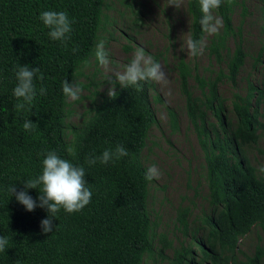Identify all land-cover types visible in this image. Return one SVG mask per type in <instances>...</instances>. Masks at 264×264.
Returning <instances> with one entry per match:
<instances>
[{
  "label": "trees",
  "instance_id": "trees-1",
  "mask_svg": "<svg viewBox=\"0 0 264 264\" xmlns=\"http://www.w3.org/2000/svg\"><path fill=\"white\" fill-rule=\"evenodd\" d=\"M234 3L220 0L210 9V16L222 21V26L210 31L200 23L199 0L186 1L189 38L202 41L217 65L214 77L204 78L183 55L177 61L189 118L199 130L212 209L202 216L203 239L195 242L200 259L191 247L183 246L175 251L176 264H264L263 244L257 243L250 254L240 247L253 230L259 238L264 236V167L249 156L250 147L264 132V83L248 81L244 90L239 85L248 52L239 38L230 45L231 37L237 36ZM48 8L64 10L74 20L63 44L51 40L38 20V13ZM108 8V0H0V234L10 239V246L0 252V264H145L156 260L155 255L162 264L167 258L164 252L171 241L161 234L162 246L154 243L156 222L149 208L154 179H144L143 153L158 122L152 95L163 103L155 81L127 88L119 85L115 96L101 95L80 125L67 122L71 111L61 83L84 75V71L74 74L73 69L81 60L93 58L94 44L108 23ZM262 50L254 66L261 63ZM18 63L37 66L42 79L34 77V83L37 89L41 85L46 89L24 110L14 107L17 100L11 94ZM191 78L198 83L200 95H194ZM223 81L232 88L229 113L219 93ZM208 110L217 121L209 129L205 127ZM172 117L176 122L173 113ZM25 119L35 123L30 132L22 128ZM73 138L76 151L68 156L64 149ZM117 144L127 149V156L106 165L85 163L90 155ZM44 149L84 165L92 191L90 202L80 211L60 209L48 233L39 226L47 216L44 209L26 211L14 195L7 194L11 185L19 191L23 179L39 174L42 157L37 153ZM27 191L33 199L39 194L37 189ZM188 214L184 209L179 216L184 232L190 224Z\"/></svg>",
  "mask_w": 264,
  "mask_h": 264
},
{
  "label": "rangeland",
  "instance_id": "rangeland-1",
  "mask_svg": "<svg viewBox=\"0 0 264 264\" xmlns=\"http://www.w3.org/2000/svg\"><path fill=\"white\" fill-rule=\"evenodd\" d=\"M186 1L179 0V7H174L168 5L169 0H108V23L101 35L105 39L110 63L105 68L98 66L94 57L90 60L89 66L83 70L84 75L75 80L82 88L80 99H68L67 107L71 111L67 122L80 125L93 104L112 87L110 81L105 80L106 74L122 68L138 48L144 49L146 55L160 63L165 78L155 83L163 103L156 101L152 95L158 122L150 132L143 155L144 163L147 166L155 164L161 173L152 184L149 208L151 218L156 222L155 246H162L159 241L161 234L171 241V248L165 250L167 258L162 264H176L175 251L183 246L191 247L196 260L200 259L195 242L203 239L202 216L212 209L207 199L199 130L189 118L177 61L183 55L192 67L197 66L199 75L204 78H213L217 65L205 48L197 57L188 53L185 42L189 38L190 20ZM232 22L237 36L231 37L230 45L239 38L248 52L239 78V85L244 90L248 81L257 85L264 83V0H235ZM220 26L221 18L214 15L210 27L216 30ZM262 47L261 63L254 66ZM190 85L194 95H200L194 78L190 79ZM118 86V83L115 84L114 90ZM219 93L229 113L232 96L230 84L220 82ZM172 113L176 116V122ZM213 125L217 126V121L213 112L208 110L205 127L209 129ZM249 156L255 165L264 167V132L258 143L250 147ZM184 209L189 210L187 219L190 224L186 232L179 217ZM198 226L199 229L194 231ZM257 243L264 245V236L259 238L258 232L253 230L242 239L240 247L250 254ZM155 258L146 260L145 264H159L160 256L155 255Z\"/></svg>",
  "mask_w": 264,
  "mask_h": 264
},
{
  "label": "clouds",
  "instance_id": "clouds-1",
  "mask_svg": "<svg viewBox=\"0 0 264 264\" xmlns=\"http://www.w3.org/2000/svg\"><path fill=\"white\" fill-rule=\"evenodd\" d=\"M220 0H199L200 11L202 13L200 23L207 30H214L209 27L210 9L216 8ZM179 7V0H169V4ZM38 20L44 29L47 30L48 37L53 41H59L62 44L69 39L72 31L73 19H70L68 13L59 9H44L38 13ZM188 53L192 56L199 55L203 50V42L198 39L188 38L185 42ZM92 56L98 66L105 67L110 63L109 52L105 47V39L98 37L92 51ZM89 60H81L73 69V73L83 71L89 66ZM35 79H42L40 69L37 66H29L28 64H20L13 68L14 84L11 94L16 98L17 103L14 107L17 110H24L30 107L37 95H44L46 89L41 85L37 89ZM165 78V73L160 63L154 60L150 55H146L144 49L135 50L129 60L122 68L112 70L107 73L105 80H109L112 87H109L107 95L113 97L116 95L114 91L115 84H119L123 88L128 86H137L141 81H161ZM61 91L65 97L71 101L80 99L82 92L81 85L73 80L71 82L66 79L61 83ZM34 122L25 119L22 122V128L26 132H30L34 126ZM64 151L68 156H74L76 151V142L73 138L72 142L66 145ZM128 155L127 149L120 144L115 148H105L99 155H90L86 158L85 163L93 165L96 163L106 165L115 163L122 157ZM41 159V169L35 177L22 180L23 188L17 191L12 185L8 187V197L14 195L17 202L23 205L26 211H32L36 207H40L47 212V216L39 221L42 232L48 233L53 230V217L56 213L63 209L64 212H78L85 207L92 196V191L88 187L85 180V167L80 163L59 155L55 150L44 149L37 153ZM161 173L155 164H150L144 170V179L152 181L159 179ZM39 186V189L37 188ZM37 189L38 196L33 199L28 194L27 189ZM10 246V239L6 234H0V252H4Z\"/></svg>",
  "mask_w": 264,
  "mask_h": 264
}]
</instances>
